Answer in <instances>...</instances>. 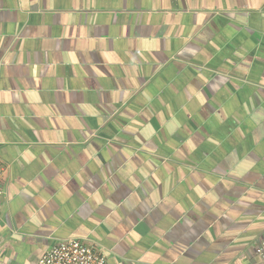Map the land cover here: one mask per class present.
<instances>
[{
  "label": "crops",
  "instance_id": "1",
  "mask_svg": "<svg viewBox=\"0 0 264 264\" xmlns=\"http://www.w3.org/2000/svg\"><path fill=\"white\" fill-rule=\"evenodd\" d=\"M0 264H264V0H0Z\"/></svg>",
  "mask_w": 264,
  "mask_h": 264
},
{
  "label": "built area",
  "instance_id": "2",
  "mask_svg": "<svg viewBox=\"0 0 264 264\" xmlns=\"http://www.w3.org/2000/svg\"><path fill=\"white\" fill-rule=\"evenodd\" d=\"M1 177L0 165V208H1ZM259 255L264 258V248ZM37 264H106L105 257L92 245L79 239H70L52 245L37 260Z\"/></svg>",
  "mask_w": 264,
  "mask_h": 264
}]
</instances>
